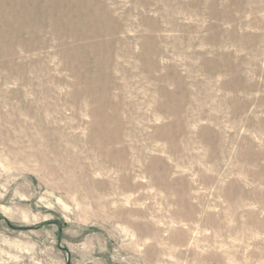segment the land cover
<instances>
[{
	"label": "rangeland",
	"instance_id": "1",
	"mask_svg": "<svg viewBox=\"0 0 264 264\" xmlns=\"http://www.w3.org/2000/svg\"><path fill=\"white\" fill-rule=\"evenodd\" d=\"M0 264H264V0H0Z\"/></svg>",
	"mask_w": 264,
	"mask_h": 264
},
{
	"label": "bare ground",
	"instance_id": "2",
	"mask_svg": "<svg viewBox=\"0 0 264 264\" xmlns=\"http://www.w3.org/2000/svg\"><path fill=\"white\" fill-rule=\"evenodd\" d=\"M72 16V15H71ZM111 143V141H109ZM48 143V142H47Z\"/></svg>",
	"mask_w": 264,
	"mask_h": 264
}]
</instances>
